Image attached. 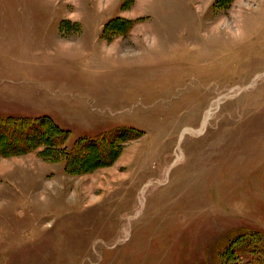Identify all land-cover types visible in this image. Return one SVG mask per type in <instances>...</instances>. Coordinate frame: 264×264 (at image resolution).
I'll return each instance as SVG.
<instances>
[{
  "label": "rangeland",
  "instance_id": "1",
  "mask_svg": "<svg viewBox=\"0 0 264 264\" xmlns=\"http://www.w3.org/2000/svg\"><path fill=\"white\" fill-rule=\"evenodd\" d=\"M216 1L0 0L1 116L139 132L74 174L0 154V264H216L264 233V0Z\"/></svg>",
  "mask_w": 264,
  "mask_h": 264
},
{
  "label": "trees",
  "instance_id": "2",
  "mask_svg": "<svg viewBox=\"0 0 264 264\" xmlns=\"http://www.w3.org/2000/svg\"><path fill=\"white\" fill-rule=\"evenodd\" d=\"M232 1L217 0L215 6H228ZM113 22L125 23L129 30L135 23L122 18ZM138 133L134 129L122 128L95 137H82L73 147L68 148L70 132L57 125L49 116L0 115V154L8 157L25 155L42 147L43 150L40 152L42 159L53 163L64 161L66 171L74 174L79 171L80 164L81 166L88 164L94 169L112 162L120 153V143L136 139ZM98 149L99 152H95ZM114 149L117 152H114ZM77 160L81 163L76 162ZM212 252L216 264H264V233L237 229L221 238L214 245Z\"/></svg>",
  "mask_w": 264,
  "mask_h": 264
},
{
  "label": "crops",
  "instance_id": "3",
  "mask_svg": "<svg viewBox=\"0 0 264 264\" xmlns=\"http://www.w3.org/2000/svg\"><path fill=\"white\" fill-rule=\"evenodd\" d=\"M137 3V2H136ZM16 80H18L17 78L15 79L14 77H12V81H16ZM31 80L30 79H28L27 81H26V85H25V87H22L21 89L22 90H26V91H33V90H35L34 88H36L35 87V84L33 83V82H30ZM21 82L22 81H18L17 82V84H16V86H18L19 84H21ZM11 83V82H10ZM29 93V92H28ZM24 100H26L27 102L29 101V102H31V95L30 96H28L26 99H24ZM28 102V103H29ZM32 104V105H31ZM29 105L30 106H34V102H32V103H29Z\"/></svg>",
  "mask_w": 264,
  "mask_h": 264
}]
</instances>
